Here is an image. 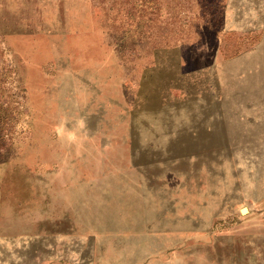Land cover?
Masks as SVG:
<instances>
[{
	"label": "rangeland",
	"instance_id": "374dc122",
	"mask_svg": "<svg viewBox=\"0 0 264 264\" xmlns=\"http://www.w3.org/2000/svg\"><path fill=\"white\" fill-rule=\"evenodd\" d=\"M0 264H264V0H0Z\"/></svg>",
	"mask_w": 264,
	"mask_h": 264
}]
</instances>
